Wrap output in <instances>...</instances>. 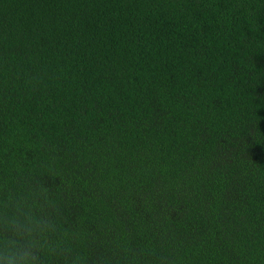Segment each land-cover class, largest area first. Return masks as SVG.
I'll return each instance as SVG.
<instances>
[{"label": "trees", "instance_id": "1", "mask_svg": "<svg viewBox=\"0 0 264 264\" xmlns=\"http://www.w3.org/2000/svg\"><path fill=\"white\" fill-rule=\"evenodd\" d=\"M0 264H264V0H0Z\"/></svg>", "mask_w": 264, "mask_h": 264}]
</instances>
